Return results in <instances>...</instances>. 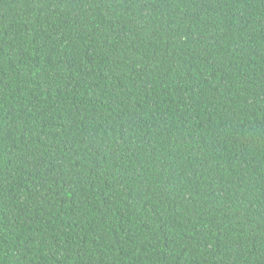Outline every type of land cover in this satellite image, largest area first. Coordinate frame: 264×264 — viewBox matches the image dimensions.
<instances>
[{"label":"trees","instance_id":"obj_1","mask_svg":"<svg viewBox=\"0 0 264 264\" xmlns=\"http://www.w3.org/2000/svg\"><path fill=\"white\" fill-rule=\"evenodd\" d=\"M0 264H264V0H0Z\"/></svg>","mask_w":264,"mask_h":264}]
</instances>
